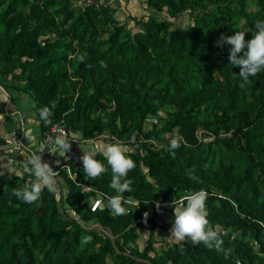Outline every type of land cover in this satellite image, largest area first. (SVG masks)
Listing matches in <instances>:
<instances>
[{
  "label": "trees",
  "instance_id": "1",
  "mask_svg": "<svg viewBox=\"0 0 264 264\" xmlns=\"http://www.w3.org/2000/svg\"><path fill=\"white\" fill-rule=\"evenodd\" d=\"M6 1L0 0V74L8 77L15 67L7 65L18 63L17 76L26 80L23 89L36 102L42 137L62 118L70 133L81 132L86 139L106 129L121 141L142 135L140 148L126 151L136 167L128 173L132 192L124 197L139 201L138 208L149 213L147 222L155 228L154 217L165 205L204 189L210 226L223 228L217 229L222 247L231 250L225 256L186 240L156 257L143 256L152 264H264V71L241 88L240 69L228 60L231 46L217 45L243 20L250 27L245 39L250 40L255 23L264 20V0H254V8L247 0H148L150 7L158 12L167 7L172 16L186 9L202 14L185 27L152 12L135 31L116 18L113 6L9 0L5 7ZM32 21L38 26L31 27ZM42 29L59 38L43 36ZM104 33L108 38L97 40ZM169 103L177 109L162 126L145 131V117ZM44 107L51 112L50 124L39 118ZM201 127L216 136L204 132L205 139H199ZM222 128H233V133L222 136ZM176 129L182 136L173 154L168 148L173 137L167 134ZM151 138L162 146H154ZM95 158L107 168L95 180L85 179L81 159L61 158L76 173V181L64 170L60 174L68 186L64 199L56 189H45L40 200L26 204L12 192L27 176L0 174V264H150L134 258L140 252L134 245L132 254L125 252L129 241L138 238L135 226L128 229L138 221L132 211L116 216L107 209L91 210L92 199L116 195L109 188L107 160L102 152ZM82 184L92 189L85 191ZM62 199L78 218L65 216ZM94 223L120 235V249L108 234L90 227ZM86 236L92 239L84 243Z\"/></svg>",
  "mask_w": 264,
  "mask_h": 264
},
{
  "label": "clouds",
  "instance_id": "2",
  "mask_svg": "<svg viewBox=\"0 0 264 264\" xmlns=\"http://www.w3.org/2000/svg\"><path fill=\"white\" fill-rule=\"evenodd\" d=\"M254 27L255 31H253V37L250 40L245 39L246 31H236L231 36L222 35L217 41L218 46H223L224 44L231 46L228 60L229 64L240 69L238 76L241 78V88L251 82L250 77H255L258 73L264 71V20L257 21ZM241 53L242 55H240ZM100 63L102 67L106 66L103 61ZM16 115L21 114L17 113ZM50 116L51 112L47 107L39 110V118L45 124L51 123ZM2 119L3 113H0V120ZM25 135L29 141L26 147L30 155L22 162L21 168L18 169L12 166L15 161L10 160L6 169L20 179H24L27 176L25 183L19 188H14L12 192L13 196L26 204H34L40 200L41 194L45 189L53 191L57 188L56 176L58 172L54 171L49 163L43 161L42 153L45 149L63 158L71 150L70 142L75 141L84 152L80 159L86 180H95L107 171L105 165L95 158V153L86 151L78 142V134L75 131L57 134L52 141L54 145L52 148L48 147L47 141L41 142L37 147L30 130H27ZM180 144V138L175 137L169 141L168 148L174 154V150L178 149ZM34 147L36 150L32 151L31 149ZM103 155L112 173L109 188L114 190L116 195L108 197L106 203L104 199H92L90 203L91 210L96 212L107 209L110 214L116 216L126 215L125 204L131 202L136 205V208L140 206L139 201H131V198L125 200L123 195L126 192H132L131 185L133 182L128 178V173L136 167V162L126 154L125 149L118 143L105 145L103 147ZM56 163L59 164L60 161L57 160ZM207 196L208 193L204 189H200L184 195L175 203L172 201L174 220L172 221L171 235L169 237L176 243H183L186 240H190L193 245L203 243L209 249L214 247L217 251H222L227 256L231 250L223 249V240L218 230L210 226L209 213L206 206ZM161 206L159 201L155 202L157 211L161 209ZM148 216V212L143 214L145 223ZM91 239V237L86 236L82 238V242L87 243Z\"/></svg>",
  "mask_w": 264,
  "mask_h": 264
},
{
  "label": "rangeland",
  "instance_id": "3",
  "mask_svg": "<svg viewBox=\"0 0 264 264\" xmlns=\"http://www.w3.org/2000/svg\"><path fill=\"white\" fill-rule=\"evenodd\" d=\"M8 1L4 4L6 7L8 5ZM116 0H114L115 2ZM140 1V0H139ZM144 3L138 2V0H119V7H115V3H113V7L116 8L115 16L116 18L122 23V22H127L128 27L131 28L132 30H138L140 27V21L143 19H147L149 14L154 12V16L159 19H169L171 21H174L176 25L180 26H190L196 23L197 21V15H201L202 11L200 9H186L183 10L179 13H177L175 16H172L168 10L167 7H165L162 12H158L154 8L150 7L148 5V0H142ZM141 2V1H140ZM247 6L250 8H254L255 6V1L254 0H247ZM23 9L27 10V6H22ZM212 7H208L207 10H210ZM38 26V23L35 21L31 22V27L35 28ZM250 31V27L246 23L245 20L243 21H237L234 23V31L232 32V35L235 34L236 31H246L245 34H247ZM42 34L46 36H51L53 39L59 38L57 35L54 34H46L44 30L42 29ZM108 33H104L102 36H99L97 40H103L108 38ZM69 41V38L67 39ZM79 50V47H76V51ZM70 51V49H69ZM75 51V52H76ZM73 52V51H71ZM73 52V53H75ZM17 62H12L10 65L7 66H13L15 68V72L8 73L7 75L12 76L14 75V78H16L19 82L17 84L21 87L24 88V84L26 82L25 79H19L17 74L21 71L20 68L16 67ZM73 72L72 69H69V73L71 74ZM69 85V81H66V86ZM30 93V92H28ZM69 93H72V90L69 91ZM78 93H76L77 97ZM177 107L173 104H166L164 107H162L157 113H150L148 114L145 119L143 120V129L145 131L152 129L154 126H162L167 117L170 115L171 112L175 111ZM104 120H108V116L104 117ZM208 136L215 137V133L211 131L208 128H199L197 131V135L199 139L204 140L205 139V134ZM78 134V142L83 146V148L86 151L94 152L95 154L97 152H102L103 153V147L107 144L110 143H118L120 144L125 151H135L140 148L141 142H143L145 139L142 135L138 136L137 138H133L129 141L125 140H118L114 139L112 137V131L111 129H106L103 133L101 134H95L89 138L83 137L81 132H76ZM220 133L222 136H227L231 135L233 133V128L230 130H226L224 128L220 129ZM178 137L182 136L181 132L176 129L172 133L167 134L168 137ZM150 143L154 144L156 147H161L162 142L159 141L158 139L151 138L148 140ZM71 146L76 143V146L74 149H71L70 151L73 152L74 155L78 159L83 156L84 152L83 149L80 147V145L75 142L71 141ZM217 146V144L215 145ZM218 147V146H217ZM69 151V152H70ZM1 173H5L3 171H0ZM7 172V171H6ZM261 170L259 171L260 174ZM9 174V172H7ZM57 180V192L58 194L63 195V199L66 196V193L68 191V186L67 182L65 180L64 175H59L56 176ZM62 199L63 205H61V210L65 214L66 217H72V218H78L77 213L75 210L67 205L64 200ZM136 201V200H133ZM127 212L132 211V218L138 219V221L131 223L128 226V229L131 226H135V232L137 233L138 238L136 240H131L129 243L126 245V254H130V247L131 246H136L139 248V253H133L134 258L138 261H143V262H148L152 264V260L148 259L149 256L156 257L160 253H162L165 248H167L169 245H172L175 241H173L169 236L171 235V227H172V221L174 220L173 217V208L172 204H168L164 208H162L154 217V220L157 222V226L155 228L150 227V222H144L143 220V214L139 208H136V205L134 203H127ZM90 227H95L97 229L102 230L104 233L108 234L112 240L115 242L117 248L120 249V235L118 236L117 234H113L112 231L109 228H104L100 223H94L91 224ZM217 229L221 230L223 229L221 226H218ZM230 230V228L228 229ZM101 231V232H102ZM248 240H253L250 236L246 237ZM143 252H146L147 256H143ZM132 254V253H131Z\"/></svg>",
  "mask_w": 264,
  "mask_h": 264
},
{
  "label": "crops",
  "instance_id": "4",
  "mask_svg": "<svg viewBox=\"0 0 264 264\" xmlns=\"http://www.w3.org/2000/svg\"><path fill=\"white\" fill-rule=\"evenodd\" d=\"M140 1L138 0L139 4L144 3V1ZM114 3L115 7L120 6L119 0H116ZM17 82L19 81L12 76L5 77L0 74V113H3V119L0 120V134H7L8 132L15 131L19 136L23 137L26 146H28L29 141L26 138L25 132L30 130L35 139V144L38 147L42 142V133L40 120L37 118L35 111L36 102L33 96L28 93V91L21 88ZM17 113L21 115H16ZM75 146L76 143L71 146V149H74ZM31 150L35 151L36 149L34 147ZM43 154L44 152L42 156ZM66 155L67 157L76 156L71 151ZM57 158L61 159L62 157L57 155ZM10 160L15 161V164L12 166L18 169L21 168L22 162L24 161L20 162L19 159H6L0 163L1 171L5 173L8 172L6 166H8Z\"/></svg>",
  "mask_w": 264,
  "mask_h": 264
},
{
  "label": "built area",
  "instance_id": "5",
  "mask_svg": "<svg viewBox=\"0 0 264 264\" xmlns=\"http://www.w3.org/2000/svg\"><path fill=\"white\" fill-rule=\"evenodd\" d=\"M77 5L94 6L96 8H103L113 6L114 0H74ZM70 133L67 123L64 118L54 123L47 131L44 132L42 142L47 141L48 147H54L52 141L57 134ZM30 155L26 147L25 141L22 136H19L15 131L8 132L7 134H0V163L6 159H19L20 162L25 160ZM58 155V154H57ZM57 155L52 154L48 149L44 150L42 156L43 161L50 164L54 171L58 172L59 176L64 170L67 174L76 181V173L72 171L70 164L58 159ZM60 163L57 164L56 161ZM83 190L90 191L92 188L86 184H82ZM90 187V188H86ZM108 198L107 195H100L99 199ZM125 198V197H124ZM125 200H129L125 198ZM133 201V200H131Z\"/></svg>",
  "mask_w": 264,
  "mask_h": 264
}]
</instances>
